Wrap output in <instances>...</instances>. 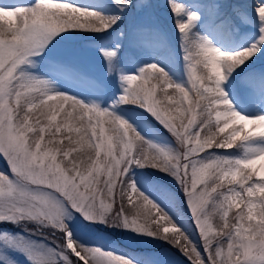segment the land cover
<instances>
[{
    "label": "snow or ice",
    "instance_id": "snow-or-ice-1",
    "mask_svg": "<svg viewBox=\"0 0 264 264\" xmlns=\"http://www.w3.org/2000/svg\"><path fill=\"white\" fill-rule=\"evenodd\" d=\"M115 3L123 9L131 0ZM169 6L174 16L184 13L175 0H169ZM256 12L262 22L259 42L231 53L191 34L196 12L177 20L187 86L172 82L156 64L122 77L119 103L137 106L163 124L177 145L165 149L146 141L112 110L50 93L46 81L22 68L57 34L69 29L107 31L119 17H106L68 0L0 6V156L8 164V172H0V223L31 221L60 234L57 248L50 251L31 243L13 241L10 246L24 251L31 264H134L75 240L66 220L71 212H79L90 222L164 239L190 264H264V143H250L264 142V114L248 116L234 110L222 86L227 74L264 46V0ZM102 52L109 61L116 55L115 50ZM45 107L47 111L39 112ZM60 113L65 120L54 123ZM69 118L80 127L73 128ZM58 134L63 139L57 141ZM234 146L243 148V158L206 155ZM132 165L155 167L177 180L199 241L126 179ZM126 204L137 209L135 214ZM141 208L146 210L142 219ZM233 208L238 211L230 220ZM217 214L219 223L214 225L211 219Z\"/></svg>",
    "mask_w": 264,
    "mask_h": 264
},
{
    "label": "rangeland",
    "instance_id": "rangeland-1",
    "mask_svg": "<svg viewBox=\"0 0 264 264\" xmlns=\"http://www.w3.org/2000/svg\"><path fill=\"white\" fill-rule=\"evenodd\" d=\"M68 2L103 16L119 19L103 32L69 29L57 34L40 55L29 57L31 64L23 65V70L46 81L50 93L66 94L85 104L114 111L146 141L165 149H175L177 146L168 129L147 111L131 104L119 103V98L123 95L122 77L137 74L141 68L156 64L167 73L172 82L187 86V62L176 22L181 18L186 19L189 12H196L198 15L191 34L198 40H207L223 51L231 53L248 48L257 44L261 36L262 22L256 12L261 0H175L184 8L181 17L173 15L169 0H131L123 9L115 0ZM35 3L36 0H0V6L8 7L30 6ZM102 50H115L116 55L109 61ZM201 70L202 65H198L197 74H201ZM222 86L234 110L248 116L264 114V46L245 64L227 74ZM169 92L172 90L169 89ZM157 96H161L159 88ZM33 111L39 115V112L47 109L45 107L39 112L35 109ZM40 118L46 120L44 116ZM63 120L65 115L60 113L54 123ZM68 123L73 128L80 127L79 123L70 118ZM64 132L67 134L66 129ZM105 134L112 133L106 131ZM71 135L77 138V133L72 132ZM61 139L63 137L58 134L56 140ZM250 143L255 146L264 142L257 140ZM206 155L238 159L243 158L244 150L234 146L232 149H213ZM261 170H264V165ZM0 172H8V164L2 156ZM126 179L167 213L190 238L199 241L185 193L172 175L155 167L132 165ZM118 205L117 197L116 206ZM125 207L130 214L137 211L130 205L126 204ZM139 210L142 219L146 210ZM237 211L238 209L233 208L229 213L230 220ZM211 222L218 224L219 215L212 217ZM66 223L74 239L81 244L114 252L134 261V264H190L178 247L161 238L139 235L135 231L100 222H90L79 212H71ZM13 241L15 245L31 243L50 251L57 248L60 234L31 221H21L15 225L0 223V264H31L24 251L15 245L10 246ZM72 259L76 258L73 256Z\"/></svg>",
    "mask_w": 264,
    "mask_h": 264
},
{
    "label": "clouds",
    "instance_id": "clouds-1",
    "mask_svg": "<svg viewBox=\"0 0 264 264\" xmlns=\"http://www.w3.org/2000/svg\"><path fill=\"white\" fill-rule=\"evenodd\" d=\"M259 170V169H258Z\"/></svg>",
    "mask_w": 264,
    "mask_h": 264
}]
</instances>
